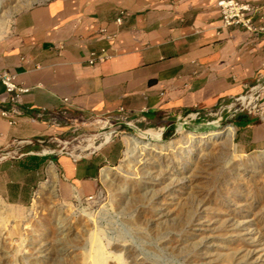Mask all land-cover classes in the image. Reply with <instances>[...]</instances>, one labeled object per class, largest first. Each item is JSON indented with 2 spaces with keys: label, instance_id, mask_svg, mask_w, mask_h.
I'll return each instance as SVG.
<instances>
[{
  "label": "rangeland",
  "instance_id": "374dc122",
  "mask_svg": "<svg viewBox=\"0 0 264 264\" xmlns=\"http://www.w3.org/2000/svg\"><path fill=\"white\" fill-rule=\"evenodd\" d=\"M46 1L0 0V40ZM239 108L165 130L67 118L37 149L1 152L0 264H95L93 239L99 264H264V141L233 124L259 118ZM89 152L105 160L84 197L50 157Z\"/></svg>",
  "mask_w": 264,
  "mask_h": 264
},
{
  "label": "crops",
  "instance_id": "0c3cea01",
  "mask_svg": "<svg viewBox=\"0 0 264 264\" xmlns=\"http://www.w3.org/2000/svg\"><path fill=\"white\" fill-rule=\"evenodd\" d=\"M217 1L48 0L21 12L0 40V71L33 89L14 124L0 118V153L34 149L66 130L67 118L80 116L139 115L165 130L189 112L216 109L250 90L264 75V34L221 28ZM246 1L263 7L253 21L264 25V0ZM120 11L126 16L117 24ZM102 28L114 36L111 42ZM100 49L111 57L90 66L89 52ZM0 106H7L1 85ZM247 118L240 130L263 142L264 119ZM50 160L77 195L88 197L105 158ZM49 171L54 175L53 166Z\"/></svg>",
  "mask_w": 264,
  "mask_h": 264
},
{
  "label": "built area",
  "instance_id": "2783aa9c",
  "mask_svg": "<svg viewBox=\"0 0 264 264\" xmlns=\"http://www.w3.org/2000/svg\"><path fill=\"white\" fill-rule=\"evenodd\" d=\"M216 6L221 19V28L227 29L238 27L250 32L255 37H259L264 34V25H256L253 21L254 16L262 17L261 12L263 7L254 6L246 0H218ZM125 16V12L120 11L116 18V23L121 24ZM99 32L108 42H111L114 38V36L109 34L106 29L102 28ZM110 57L111 56L105 51V49H100L99 54L91 51L88 54L87 63L90 66H96ZM0 85L3 87L4 93L6 94L7 103L6 107L0 106V118L6 119L9 124H14L15 118L22 113L23 98L30 94L33 88L17 83L15 81V77L5 71H0ZM160 94L163 95V93ZM234 102L239 103L240 108L234 109L233 113H236V111H240L241 108H243V110H246L248 114L258 115L259 118L264 119V75L260 76L258 82L251 87L250 90L239 97L234 98L230 104L228 103L218 106L216 109L206 112H199L197 110L192 111L186 114V116H184L181 120L184 123L186 120L200 118L201 116H216L224 111L231 112ZM37 115L40 117L43 113L38 112ZM112 119L116 121H128L127 124H130L131 122L147 123L145 117L139 115L130 116L125 114L119 117H107L108 121ZM91 153L93 152H89L83 156H69L73 158V161H77L78 159L86 157Z\"/></svg>",
  "mask_w": 264,
  "mask_h": 264
},
{
  "label": "bare ground",
  "instance_id": "6f19581e",
  "mask_svg": "<svg viewBox=\"0 0 264 264\" xmlns=\"http://www.w3.org/2000/svg\"><path fill=\"white\" fill-rule=\"evenodd\" d=\"M187 127V126H186ZM231 127L229 126L228 127V131L227 132H230L231 133ZM158 135V134H157ZM133 138H132V140L133 141H137L138 139H137V137L136 136H132ZM54 138V137H53ZM109 139V136L107 135L106 136V138H105V140H108ZM39 146V145H38ZM66 153V152H65ZM92 242H93V249H94V252H93V255H94V261H95V264H99V262H97L99 259L97 258V255H100L101 254V250H100V247L98 246V244H97V241H95V239H93L92 240ZM92 260H93V258H91Z\"/></svg>",
  "mask_w": 264,
  "mask_h": 264
},
{
  "label": "trees",
  "instance_id": "16d2710c",
  "mask_svg": "<svg viewBox=\"0 0 264 264\" xmlns=\"http://www.w3.org/2000/svg\"><path fill=\"white\" fill-rule=\"evenodd\" d=\"M249 123V120L247 118V115L245 114H239L236 116L235 120L233 121V124L238 127L239 129L240 128H243L245 125H247ZM36 148L34 149H37V145L35 146Z\"/></svg>",
  "mask_w": 264,
  "mask_h": 264
}]
</instances>
